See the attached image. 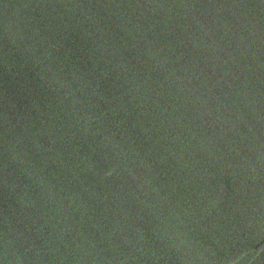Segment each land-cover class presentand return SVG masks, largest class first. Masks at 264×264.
Listing matches in <instances>:
<instances>
[{
  "label": "water",
  "instance_id": "1",
  "mask_svg": "<svg viewBox=\"0 0 264 264\" xmlns=\"http://www.w3.org/2000/svg\"><path fill=\"white\" fill-rule=\"evenodd\" d=\"M0 264H264V0H0Z\"/></svg>",
  "mask_w": 264,
  "mask_h": 264
}]
</instances>
